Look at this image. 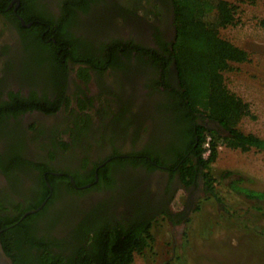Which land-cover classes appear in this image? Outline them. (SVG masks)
I'll use <instances>...</instances> for the list:
<instances>
[{"label":"trees","instance_id":"1","mask_svg":"<svg viewBox=\"0 0 264 264\" xmlns=\"http://www.w3.org/2000/svg\"><path fill=\"white\" fill-rule=\"evenodd\" d=\"M10 1L0 0V12L6 18L12 16L5 11ZM55 1L59 4V14L56 15L40 10L42 0H18L19 14L31 26L22 27L16 21L20 36L18 60L16 63L7 61L5 72H10L19 64L15 72L31 86L38 84L41 80L39 75L45 73L46 79L57 91L66 79L69 62L85 65L95 73L109 69L119 82L117 76L127 75L132 63L143 67L142 75L151 76L146 78V87H164L167 100L184 101V106L190 109L193 116L203 113L231 135L221 137L211 130L194 127L188 115L187 137L190 143L194 145L198 142L199 146L195 159L185 158L186 152L177 149L166 151L168 159L162 158L159 152H151L149 148L139 152L131 149L124 153L113 149L109 156L111 161L97 170L98 181L94 183L93 173L103 160L95 162L91 170L85 167L88 159L82 150L89 139L86 126L81 127L79 132L73 131V147L81 150L78 153L81 154L80 168L75 165L73 169L58 168L51 164L54 158L67 151L69 144L58 140L59 133L53 130L45 131L46 142H40V130L34 128V124L29 128L32 134L28 139L37 145L35 148L43 154L44 160H28L21 155L23 143L18 140L17 134L15 139H10L8 127L18 126L19 123L10 122L9 118L32 109L51 114L59 107V102L48 103L46 97L40 98L35 90H31L27 98L10 92L8 100H4L0 86V142L3 141L0 173L5 180L0 190V241L6 255L13 264H132L135 255L144 256L147 249H152L154 238L150 230L159 218L171 225L189 220L187 208L179 212L170 210L174 192H170L164 203L154 201L151 204L147 199L148 193L143 191L137 200L129 198V213L120 218L113 214L115 207L107 206L104 199L86 207L80 206L78 199L91 192L113 188L115 178L110 174L125 173L128 169L134 171L139 166L146 172L158 171L161 178L168 177V182L177 174L184 190L196 187L202 181L206 194H212L213 178L207 171L216 159L218 144L244 152L250 149L264 151V140L252 134L245 135L237 129L238 121L249 115L248 106L230 93L223 83L222 72L227 69L228 63H241L247 59L244 51L216 35V27L232 23L234 7L222 0H130L125 7L117 0L105 3L110 6L108 9L116 26L124 16L149 23L147 16L150 18L151 15L154 24L148 26L154 37V47H148L143 41L124 40L114 35L101 42H94L88 36L76 37L75 27L81 14H90V4H104L103 0ZM141 11L142 14L139 13ZM210 15L216 17V26L207 21ZM169 16H172L173 23ZM181 16L183 19L178 23L177 19ZM162 19L163 27L168 22L174 27L175 33L170 41L160 37L158 25ZM79 74L83 79L88 75L84 70ZM2 81L0 79V84ZM119 82L115 88H106L115 105L120 103L116 93ZM128 110L127 104H124L115 114L109 112L112 117L108 126L113 129L109 133L102 132L96 140L98 146L105 140L112 145L115 138L126 141L136 139L139 129L133 131V120ZM206 135L212 141L211 153L204 160L202 154ZM24 137L27 136L24 134ZM34 171L37 174L30 175ZM56 172L68 173L75 186L66 176L54 175ZM135 187L136 184H129L121 194L135 192ZM235 189L252 197L247 189ZM255 193L264 195V192ZM45 200L40 211L20 220L26 211L36 209Z\"/></svg>","mask_w":264,"mask_h":264},{"label":"flooded vegetation","instance_id":"2","mask_svg":"<svg viewBox=\"0 0 264 264\" xmlns=\"http://www.w3.org/2000/svg\"><path fill=\"white\" fill-rule=\"evenodd\" d=\"M110 1L112 0H103L104 4L102 2L97 4L91 3L89 6L90 14L84 16L80 13L81 19L79 24L76 25L74 32L76 37L88 36L94 42H101V40L104 41L114 35L124 40L133 39L136 42L143 41L145 46L154 47V37L148 26L154 24L151 15L149 23L146 21L141 22L139 18L124 16L117 26L113 25L114 21L108 9L110 6L105 5V3H109ZM117 1L118 4L125 7V3L130 0ZM40 5V10L44 13L59 14V4L55 0H42ZM19 6V2L17 3L16 0H11L8 3L5 11L12 15L10 18H6L0 12V21L8 30L5 39L0 40V79H3L0 86L3 99L8 100L10 92L27 98L30 91L35 90L40 98L46 97L48 103L53 104L54 102H59V107L51 114L32 109L19 113L15 118H9L10 122L15 123L18 121L19 123L18 126L8 127V132H10V139H15L14 136L17 134L16 137H19L18 140L23 143L21 155L26 159L33 162L44 160L43 154H39L41 152H38V149L35 148L37 145L28 139V136L32 134L29 128L33 124L34 128L40 130L39 133L42 138L40 142H46L45 131L49 132L48 130H53L59 133L58 140L69 144L67 151L54 158L50 163L58 168L70 167L71 169H73L74 165L78 168L81 167V154L78 155L81 150L80 148L73 147V131L79 132V129H82L81 127L85 125V130L89 137L88 143L84 145L85 148L82 150L88 159L85 167L87 170H91L95 162L98 163L100 160H103L93 173L94 183L98 181L97 170L111 161L112 157L109 156L113 149L119 153H124L131 149L139 152L144 148H149L151 152H159L162 158L167 159L169 155L166 154V151L177 149L186 152L187 155H185V158L195 159L199 146L198 142L194 145L190 143L187 137L188 115L191 116L194 127L198 126L206 130H211L221 137L231 136L229 131L225 130L218 122L213 121L205 114L199 113L193 116L189 111L190 109L184 106V101L178 102L174 99L172 100V98L171 100H167L168 95L164 87H146V78H150L151 76L146 74L142 75L141 71L143 67H138L132 63L127 75L119 74L117 76V79L120 78L119 82L114 79L116 75L112 76L109 69L95 73L85 65L69 62L67 64L66 79L58 87L59 89L57 91L54 89V85L46 79L47 77L44 71L43 76L41 74L39 75L41 79L39 83L32 86L29 85L30 83L27 80L22 79L15 72L19 64L16 65L15 70L13 69L10 72L6 70L5 72L4 68L7 61L16 63L15 61L18 60L20 36L16 28V21L22 27L28 28L31 26V23L30 26H26L29 23H25L20 16ZM168 19L173 23L172 16H169ZM21 21L24 22V25ZM150 21L152 22L150 23ZM170 22L167 23V26L163 27L164 23L162 19L158 25L160 28V37L164 41H170L175 33L174 27ZM111 24L114 27H111ZM82 70L88 74L86 79H83L79 74ZM170 70L172 72L174 71L172 67ZM45 72L47 73L48 71L46 70ZM118 82L120 84L116 93L120 97V103L115 105L112 97L108 95L106 88H115ZM124 104H127L129 109L128 115L133 120V131L139 129L136 139L134 141L130 139L126 141L125 139L119 140L115 138L112 145L105 140L98 146L96 140H98L102 132L109 133L113 129H110L108 126L109 119L112 117L109 112L115 114L118 108ZM24 134L27 137H24ZM206 136L212 141L209 135ZM2 151L3 141L1 140L0 152ZM73 155L77 157L74 159ZM202 159L204 158L202 157ZM31 174L36 175L37 173L34 171ZM54 175L58 177L66 176L71 184L75 186L73 178L68 173L56 172ZM110 176L115 178L113 188L101 192H91L85 198L78 199V204L86 207L92 202L95 203L104 199V202H107V206L115 207L112 209L113 214L117 218H120L122 215L129 213L128 211L130 209H128V204H131L129 203L131 201L129 198L133 197L137 200V197L143 191L148 193V202L152 204L154 201H157L156 203H164L170 192H174L175 196L177 191L183 189L177 174L173 177L172 181L168 182L169 179L167 176L161 178V174L158 171L146 172L140 166L134 171L128 169L125 173L110 174ZM4 183V177L0 173V190L4 186ZM129 184H136L135 192L121 194V191L128 188ZM129 206L133 207V205ZM122 218L125 220V216Z\"/></svg>","mask_w":264,"mask_h":264},{"label":"rangeland","instance_id":"3","mask_svg":"<svg viewBox=\"0 0 264 264\" xmlns=\"http://www.w3.org/2000/svg\"><path fill=\"white\" fill-rule=\"evenodd\" d=\"M222 1L234 7L233 21L216 27V35L247 55L244 62L228 63L223 83L248 106L249 115L238 121L237 129L264 140V0ZM207 21L218 24L211 15ZM7 32L0 21V40ZM207 172L213 195L206 194L202 181L177 191L169 208H187L189 220L171 225L159 218L150 230L152 249L135 255L132 264H264V197L256 199L264 195H255L264 192V151L218 144ZM239 187L252 197L238 192Z\"/></svg>","mask_w":264,"mask_h":264},{"label":"water","instance_id":"4","mask_svg":"<svg viewBox=\"0 0 264 264\" xmlns=\"http://www.w3.org/2000/svg\"><path fill=\"white\" fill-rule=\"evenodd\" d=\"M16 2L18 3V0H16ZM21 23L24 25L23 21H21ZM26 26H30V23L27 24ZM86 187H88V186H86ZM45 203H46V200L43 201L36 209H32V210L26 211L21 216L20 220L24 219L28 215L35 214L36 212L40 211L43 208V206L45 205ZM0 233H1V230H0ZM0 264H13L12 260L4 252L2 244H1V241H0Z\"/></svg>","mask_w":264,"mask_h":264},{"label":"built area","instance_id":"5","mask_svg":"<svg viewBox=\"0 0 264 264\" xmlns=\"http://www.w3.org/2000/svg\"><path fill=\"white\" fill-rule=\"evenodd\" d=\"M210 142H211L210 138L207 137L203 145L204 152L202 154V157L204 159H207L211 153Z\"/></svg>","mask_w":264,"mask_h":264},{"label":"clouds","instance_id":"6","mask_svg":"<svg viewBox=\"0 0 264 264\" xmlns=\"http://www.w3.org/2000/svg\"><path fill=\"white\" fill-rule=\"evenodd\" d=\"M135 257V256H134Z\"/></svg>","mask_w":264,"mask_h":264}]
</instances>
